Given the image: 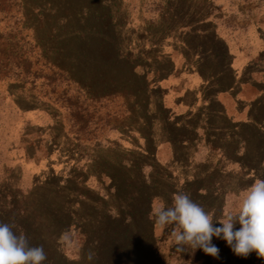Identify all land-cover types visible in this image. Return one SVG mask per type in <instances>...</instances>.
Returning <instances> with one entry per match:
<instances>
[{
    "label": "rangeland",
    "instance_id": "1",
    "mask_svg": "<svg viewBox=\"0 0 264 264\" xmlns=\"http://www.w3.org/2000/svg\"><path fill=\"white\" fill-rule=\"evenodd\" d=\"M8 1L22 60L0 79V203L11 191L24 214L0 204V222L14 218L17 232L42 245L43 264H180L171 255L188 251L176 253L170 227L150 218L153 198L171 204L183 190L219 219L264 179V0ZM12 27L0 23L2 39ZM176 64L188 70L175 73ZM192 70L204 85L213 71L219 86L242 81L246 116L232 132L244 143L230 133L223 154L198 146L196 155H174L165 109L189 112L174 103ZM75 113L88 119L85 130ZM211 242L219 259L200 250L203 264H264L255 252L245 259Z\"/></svg>",
    "mask_w": 264,
    "mask_h": 264
},
{
    "label": "clouds",
    "instance_id": "2",
    "mask_svg": "<svg viewBox=\"0 0 264 264\" xmlns=\"http://www.w3.org/2000/svg\"><path fill=\"white\" fill-rule=\"evenodd\" d=\"M153 199L150 218L158 228L170 227L169 241L176 253L188 249L194 253L199 249L205 255L219 259L220 250L211 242L217 237L225 241L237 257L246 259L255 252L259 259H264V179L257 177L243 190L238 211L224 213L219 219H214L212 212L183 190L172 193L171 204L163 197ZM214 221L222 227H215ZM236 224L240 225L238 230H235ZM16 228L14 218L11 222H0V264H43L47 259L43 246L31 245L27 235L23 231L17 232ZM59 239L66 245L70 233L64 231ZM94 256L89 251L86 259L92 261Z\"/></svg>",
    "mask_w": 264,
    "mask_h": 264
},
{
    "label": "crops",
    "instance_id": "3",
    "mask_svg": "<svg viewBox=\"0 0 264 264\" xmlns=\"http://www.w3.org/2000/svg\"><path fill=\"white\" fill-rule=\"evenodd\" d=\"M181 66L176 64L177 70L175 73L181 74L188 70L186 67H183L184 69L180 68ZM192 72L194 73L189 72L188 75L191 78V75L194 74L192 78L195 79L188 81L187 88H184L185 94L179 96L174 103L178 107L181 106L187 110L189 108V112L185 115L181 113L173 114L168 108L165 109V127L168 137L166 142L172 147L175 156L177 148H181L187 153H190L193 149L196 155L199 149L198 146H204L202 148L212 147V152L220 151L223 154L226 148L222 142L226 140L230 133L234 134L232 130L242 129L244 125L243 122L246 116L244 110L242 111L244 101L242 97L238 96L237 92L243 87L241 85L242 81L239 83L237 81L231 86H219L220 74L213 71L208 77L209 83H206L208 85H204L201 83V80L204 79L201 73L196 72V70H192ZM203 85L205 87H202ZM228 100L234 105L233 110L227 107ZM249 117L251 121L259 122L255 115L252 117L249 114ZM167 124L171 126V133L167 130ZM186 133H189L190 136L187 138L181 136ZM236 136L243 138V135L238 134H234L232 137ZM220 146H223L222 149H220ZM202 150L205 154L206 150ZM235 154H237L236 156L240 155L237 152Z\"/></svg>",
    "mask_w": 264,
    "mask_h": 264
},
{
    "label": "trees",
    "instance_id": "4",
    "mask_svg": "<svg viewBox=\"0 0 264 264\" xmlns=\"http://www.w3.org/2000/svg\"><path fill=\"white\" fill-rule=\"evenodd\" d=\"M14 7H15L14 2L11 3L8 0H0V23L4 21L8 22L11 20V24L13 25V27L10 29V32L8 33L7 38L2 39V37L0 36V79H2L1 77L5 76L7 72L10 71L11 67L13 66L14 60H16L14 63V66L17 68L20 65V61L22 60V55L19 54V42L17 41L16 36L14 34V33L16 34L18 33L17 31H18V26H19V20L16 16V13L12 11ZM232 19L233 20L231 23H229V25L232 27L237 26V25H234L235 24L234 18ZM15 26H16V29L14 28ZM217 28H218V25H217ZM74 117L78 122L81 121L82 123L79 127V130H85L88 119L84 120L83 117H80V115L78 117L77 113L74 114ZM167 130L170 133L172 132L171 126L169 124H167ZM181 136H184V138H187L190 136V134L186 133L185 135H181ZM244 138L245 137L243 135V138L241 136H236L230 140H232V142L234 140L236 141L237 144H239L241 141L244 143L245 141ZM236 152L238 153L239 151L236 150ZM5 194H6L5 200L1 201L0 203L2 208L6 210L8 214L13 217L23 216L24 214V211L22 209L23 206H22V203L18 201L17 195L15 193H12L11 191L9 194L8 192H6ZM162 237H163L162 240L165 239L164 235H162ZM154 240H155L154 247H155L156 253L158 257L162 260L163 254H161L160 250L162 249V245L164 244V242L161 239H158L155 237H154ZM187 251L188 252L183 257H179L178 254L171 255V257L177 256L176 258L181 259V260H177L175 258L176 261L179 262L180 264H184V262L185 264H188V262L189 264H203L204 261L201 258V251L199 249H197L194 253L193 252L190 253V249H188ZM163 262L165 263V261ZM167 262H170V260H167Z\"/></svg>",
    "mask_w": 264,
    "mask_h": 264
}]
</instances>
